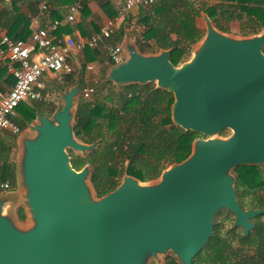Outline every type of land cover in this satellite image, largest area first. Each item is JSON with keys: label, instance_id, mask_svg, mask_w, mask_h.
<instances>
[{"label": "water", "instance_id": "obj_1", "mask_svg": "<svg viewBox=\"0 0 264 264\" xmlns=\"http://www.w3.org/2000/svg\"><path fill=\"white\" fill-rule=\"evenodd\" d=\"M206 24L207 35L189 62L175 67L171 50L145 56L131 45L109 79L119 86L155 83L171 93L173 123L186 131L233 135L197 139L191 155L165 170L156 185L127 176L96 199L87 184L89 167L75 170L68 149L86 154L98 143L75 138L79 88L68 91L55 116H40L37 135L24 144L30 227H17L0 202V264H147L168 252L193 264L223 209L250 234L264 209H243L231 172L264 164V35L236 39L209 17Z\"/></svg>", "mask_w": 264, "mask_h": 264}, {"label": "trees", "instance_id": "obj_2", "mask_svg": "<svg viewBox=\"0 0 264 264\" xmlns=\"http://www.w3.org/2000/svg\"><path fill=\"white\" fill-rule=\"evenodd\" d=\"M78 1L86 10L85 0ZM198 1L158 0L151 8L141 10L140 21L145 29V40L139 41L141 49L153 40L157 51L171 50L170 59L175 67L188 61L194 45L204 37L196 26L201 11H205L215 28L223 33H230L236 22L244 27L242 34L247 37L264 31V0H219L207 7ZM101 6L107 10L111 3L101 2ZM107 83L111 87L106 92ZM106 84L98 85L91 100L81 97L73 124L75 138L84 144L98 143L97 148L86 154L69 149L75 170L89 167L90 183L97 198L116 190L125 176L142 183L158 180L170 166L182 163L191 155L201 135L173 123L174 97L154 83L126 85L121 92H115L117 86L111 82L106 81ZM106 98L114 99L113 104ZM26 109L28 113L30 108ZM17 123L23 131L25 124H20L18 118ZM234 172L237 196L243 209H264L263 165L240 166ZM2 179H9L14 187L13 170L7 168ZM245 196L252 199L249 209L244 205ZM20 213L22 216V210ZM262 217L264 215L255 218L256 226L248 236L237 234L238 228L223 234L220 224L215 223L214 236L193 264H264ZM235 242L239 247L234 246ZM166 264L182 262L171 255Z\"/></svg>", "mask_w": 264, "mask_h": 264}, {"label": "crops", "instance_id": "obj_3", "mask_svg": "<svg viewBox=\"0 0 264 264\" xmlns=\"http://www.w3.org/2000/svg\"><path fill=\"white\" fill-rule=\"evenodd\" d=\"M124 1L85 0L86 10L82 9L74 22H68L67 16L69 14V8L72 4L79 3L78 0H1L0 26L7 31L11 38L28 42L33 27V18H38V24L43 28L50 27L55 21H59L60 25L56 30H51V34L78 41L98 35L101 27L108 20L114 19L117 16L118 9ZM218 1L199 0L197 3L206 4L207 7L208 4L218 3ZM101 2L111 3V7L105 10L101 6ZM44 5L47 6L46 10L42 9ZM141 10L143 8L133 9L125 20L120 23L117 32L112 38L101 40L97 48H86L84 51L74 49L67 57V64L73 69L72 73H66L65 71L46 72L40 80L43 86L41 89L43 99L41 101L27 100L21 103L17 112L20 124H25L22 133L14 135L9 131H3L0 134V178L3 180V174L7 168L13 170L16 177L13 191H0V202H3L4 214H7L20 229L26 230L32 223L30 208L25 199L22 163L24 159L25 141L37 135L35 126L40 124L39 117L53 118L57 111L64 105V96L66 93L75 88H79V92L75 97L76 105L74 111H76L78 100L82 97V90L87 86L94 87L96 93L98 85L103 82L106 84L107 81L117 86L115 88L116 90H121L123 86H119L109 79L110 71L114 67L108 55L109 46L121 45L127 52V46L132 45L135 46L139 53L145 56L158 55L163 51H157L158 49L155 47L153 40H150L141 49L140 42L145 40L144 25L140 21L142 17ZM206 17H209V15L205 11H201L196 19V26L204 34V37L194 45L192 56L186 62L192 60L195 51L199 49L207 35ZM211 22L213 23L212 20ZM39 56L40 52L36 51L34 57L37 59ZM14 83L15 76L9 70V66L7 64H0V95L8 93ZM110 87L111 84L107 83L105 91L107 92ZM26 107L30 108L28 113ZM30 119L33 120L30 121ZM21 191H23V202L26 206L22 205L23 203L20 201L19 196ZM7 209L10 212H7ZM13 209H15L16 214L11 212ZM21 210L23 212L22 216L20 213ZM22 222H26L28 225H22Z\"/></svg>", "mask_w": 264, "mask_h": 264}, {"label": "built area", "instance_id": "obj_4", "mask_svg": "<svg viewBox=\"0 0 264 264\" xmlns=\"http://www.w3.org/2000/svg\"><path fill=\"white\" fill-rule=\"evenodd\" d=\"M157 2L158 0H125L119 7L117 16L108 20L101 27L98 35L78 41L51 34V30H56L60 25L59 21H55L50 27L43 28L39 26L38 18H33L28 42L11 38L0 26V64H7L15 76V83L11 90L0 95V134L3 131H9L14 135L22 133L17 123V108L27 100L41 101L43 99L41 92L43 86L40 80L46 72L72 73L73 69L67 64V57L74 49L84 51L86 48H97L101 40L112 38L120 23L133 9L151 8ZM42 9L46 10L47 6L44 5ZM81 9L79 3L72 4L67 21L74 22ZM36 51L40 52L37 59L34 57ZM108 55L114 66H119L128 59L127 52L121 45L109 46ZM94 93L95 88L87 86L82 90V97L91 100ZM13 190L14 187L10 181H3L0 178L1 192Z\"/></svg>", "mask_w": 264, "mask_h": 264}, {"label": "rangeland", "instance_id": "obj_5", "mask_svg": "<svg viewBox=\"0 0 264 264\" xmlns=\"http://www.w3.org/2000/svg\"><path fill=\"white\" fill-rule=\"evenodd\" d=\"M244 22H246V20L244 21ZM244 27L240 24V23H238V22H236V23H234V24H232V31L230 32V33H224V34H226V35H228V36H230V37H233V38H236V39H243V38H250V37H253V36H244L243 34H242V29H243ZM223 33V32H222ZM259 35H264V31L261 33V34H259ZM264 53V52H263ZM155 84V83H154ZM156 85V84H155ZM115 92H121V90H116ZM105 98V97H104ZM106 101H108L110 104H113V101H114V99H108V98H106L105 99ZM79 101V100H78ZM112 102V103H111ZM116 105H118L117 103H116ZM118 107V106H117ZM233 135V131L232 130H225V131H223V133H221L220 135H218V136H214V137H211V138H209V137H205V136H203L202 134L200 135V137L198 138V139H204V140H209V139H220V140H227V139H229L231 136ZM72 150V149H71ZM75 152V151H74ZM75 153H79V152H75ZM68 154H69V149H68ZM81 154V153H80ZM263 165V168H264V164H262ZM172 166H170L168 169H170ZM167 169V170H168ZM231 175L232 176H234L235 178H236V174H235V172L234 171H232L231 172ZM125 177H127V176H125ZM124 177V178H125ZM124 178L121 180V184L123 183V181H124ZM160 180H161V177L158 179V180H155V181H151V182H147V183H144V186H153V185H156V184H158L159 182H160ZM87 184H88V186H89V188H90V191H91V193H92V195L96 198V199H98L97 197H96V195H95V193H94V190H93V187H92V185H91V183H90V176L88 177V179H87ZM235 187H236V182H235ZM20 201H21V203H23L22 205H25V203L23 202V191H21L20 192ZM252 199H251V197L250 196H245L244 197V199H243V201H244V205H245V208L246 209H249V206L251 205V201ZM26 206V205H25ZM7 212H10L9 211V209H7L6 210ZM12 213H15V209H13V211H11ZM231 212L230 211H228V210H226V209H223L222 210V212H221V210L216 214V216H215V218H214V224L215 223H219L220 224V230H222V232H223V234H227L230 230H232L233 228H238V230H237V234H241V235H244V231H243V229L241 228V227H235V222H236V218H235V216L234 215H231L230 214ZM16 214V213H15ZM255 220V219H254ZM253 220V221H254ZM257 222V221H256ZM260 222H262V223H264V217H262L261 219H260ZM22 225H28V223H26V222H22ZM234 246H237V247H239V244H238V242H235L234 243ZM171 255H174L172 252H168V253H166L165 255H156L154 258H151L149 261H148V263L147 264H166V260H167V257L168 256H171ZM175 256V255H174Z\"/></svg>", "mask_w": 264, "mask_h": 264}]
</instances>
